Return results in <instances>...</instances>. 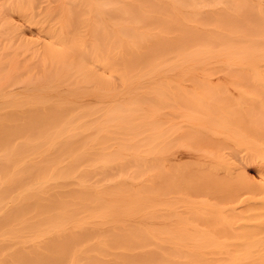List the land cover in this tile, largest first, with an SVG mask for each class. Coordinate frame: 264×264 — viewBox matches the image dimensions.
Masks as SVG:
<instances>
[{"label":"bare ground","instance_id":"1","mask_svg":"<svg viewBox=\"0 0 264 264\" xmlns=\"http://www.w3.org/2000/svg\"><path fill=\"white\" fill-rule=\"evenodd\" d=\"M0 264H264V0H0Z\"/></svg>","mask_w":264,"mask_h":264},{"label":"rangeland","instance_id":"2","mask_svg":"<svg viewBox=\"0 0 264 264\" xmlns=\"http://www.w3.org/2000/svg\"><path fill=\"white\" fill-rule=\"evenodd\" d=\"M18 23L20 24L22 30H24L26 37H28L29 39H36V36H34V35L32 36L31 29H29V25L26 22H24L23 20H18ZM145 69L139 68V71L142 70L141 72H143V70L145 71ZM155 70H157V71H155ZM155 70H154L155 72H162L161 70L172 71L171 74H173V72H175V73L176 72H179V73H181V72H183V73L184 72H192L193 73L194 72V73H196V75L195 76H193V75H190V76L186 75L185 76L183 74L184 76L183 75L179 76V75H177V73L176 74L174 73L173 75H177V76H172L171 74L168 73L169 75L166 74V76L162 75V76H153V77L149 76L148 78L144 77V79H142L140 81H143V82L144 81H146V82H148V81L158 82L159 81L160 84H162V83H167V84L170 83L171 84V82H172L173 84L170 85V87L172 89L174 87H175L174 89H178V87H180V88L185 89V91L189 92V93L190 92H199V91L202 92V90H204V89L206 90L207 88L208 89L210 88V91L217 90L218 92H225L229 96L233 97L234 100H236L238 98L237 97V95H238L237 87L228 79L223 78L222 74H220L221 73L220 70H215V73L213 72L211 75H208V76L202 75V73L204 71H209V69H207V68H186V67L181 68V67H179V68H172L171 69L168 67V69H165L163 67V68H157ZM231 70L233 71L236 69H231ZM97 71L100 73H104L105 81L107 82L106 88L109 89V87H110L116 93L128 90V88L130 87L129 85H131V83H132L130 79H128V81H126L125 80L126 78H124V77H120L119 75H117V76L113 75L112 76L109 74L110 72H113V71L114 72L125 71L124 68L114 67V68H110V69L108 68L105 70L104 69H97ZM146 71H150V70L147 69ZM154 71H152V72H154ZM146 82L144 83L145 85H148V84L152 85V82L148 83V84ZM132 84H133V86L127 92L131 91V89L138 86L139 83H137L136 85H134L135 83H132ZM157 84L159 85V83H157ZM18 86L15 85V86H13L12 89L13 90H19L20 85H18ZM159 86H163V85H159ZM172 86H174V87H172ZM126 87H127V89H125ZM202 87H204V89ZM180 90H182V89H180ZM185 91H184V93H185ZM217 91H215V92H217ZM88 102H89L91 107L94 105V100L92 97L88 100ZM107 102H108V100L105 102V109L108 107ZM228 146H230V147L228 149H226V151L229 153V157L234 162L236 168L240 169V170H244L245 173L247 174L248 178L251 179L253 182H258L259 181V170H258L259 165H257V164L259 162L258 161L253 162V160H250V161L247 160L248 158H247V154H245V151L241 148L240 149H232L233 147H232L230 142H228ZM176 149H175V151H178V152H176V153L174 152V154L171 155V157H170V160H172V162L174 161L173 163H176L177 165H179V163L180 164H186V163H192L195 161L193 158L195 156L194 155L192 156L190 154L191 151H188L187 148L176 147ZM189 157H191V158H189ZM242 197H245V195Z\"/></svg>","mask_w":264,"mask_h":264}]
</instances>
